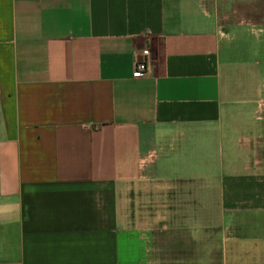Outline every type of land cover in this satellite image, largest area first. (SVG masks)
Returning a JSON list of instances; mask_svg holds the SVG:
<instances>
[{"label": "crops", "instance_id": "obj_1", "mask_svg": "<svg viewBox=\"0 0 264 264\" xmlns=\"http://www.w3.org/2000/svg\"><path fill=\"white\" fill-rule=\"evenodd\" d=\"M239 2L0 0V264H264V19Z\"/></svg>", "mask_w": 264, "mask_h": 264}, {"label": "rangeland", "instance_id": "obj_2", "mask_svg": "<svg viewBox=\"0 0 264 264\" xmlns=\"http://www.w3.org/2000/svg\"><path fill=\"white\" fill-rule=\"evenodd\" d=\"M215 0H209L210 6H214ZM218 5V11L219 14L224 17L225 20L232 21L234 18V10H236L238 7L241 6L240 2L238 3V0H226L227 4L225 3V0H216ZM243 7L249 8L246 12L245 10V16L249 18H263L264 19V0H244ZM226 4V5H225ZM234 8V10H232Z\"/></svg>", "mask_w": 264, "mask_h": 264}, {"label": "built area", "instance_id": "obj_3", "mask_svg": "<svg viewBox=\"0 0 264 264\" xmlns=\"http://www.w3.org/2000/svg\"><path fill=\"white\" fill-rule=\"evenodd\" d=\"M151 59L148 48L140 51L139 56L134 61L135 73L144 76L150 73Z\"/></svg>", "mask_w": 264, "mask_h": 264}]
</instances>
